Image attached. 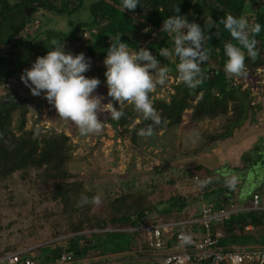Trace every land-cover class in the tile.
Instances as JSON below:
<instances>
[{"label": "trees", "instance_id": "16d2710c", "mask_svg": "<svg viewBox=\"0 0 264 264\" xmlns=\"http://www.w3.org/2000/svg\"><path fill=\"white\" fill-rule=\"evenodd\" d=\"M36 2H43V5H35L32 14L30 13L31 16L40 8L56 14L69 15L80 10L85 0H0V45L9 46L27 27L26 20L32 17L26 9ZM247 2L248 0H140L141 4L135 11H124L122 0H94L89 6L92 19L76 25L70 34L60 35L59 43L63 45L71 40L82 39L88 31L91 33L92 44L88 47V53L84 52L85 56L104 61L112 43L111 38L115 41L117 36H121V41L127 43L131 52H138L140 48L147 46L151 48V40L157 35H162L172 50L173 38L161 32L165 19L172 15H182L190 23L199 24L211 36L210 40L205 41L208 61L201 65L204 74L203 83L195 90H191L183 82L178 81L168 101L152 100V94L151 100L162 117V123L154 126L158 128L180 125L187 110H191L192 122L225 117L222 131L209 135L211 137L207 143L212 144L231 137L234 130L243 126L247 120L254 119L256 107L253 104L251 89H244L242 81L238 83V79H229L224 72L227 60L224 45L228 42L237 44V41L232 40L223 24H218L219 20L226 18L228 14L237 18L244 16L250 24H260L261 32L255 37L259 42L257 48L260 50V55L255 62L251 58L246 59V65L249 74L264 69V10H262L264 1L253 2V11L245 13ZM177 5L180 8L179 13L174 12ZM211 24H218L219 29L215 26L211 29L205 28V25ZM145 29L149 30L145 32ZM4 48L0 47V61L2 57L5 60L10 53L4 51ZM34 48L35 55L24 63L27 64L26 67L0 75V83H8L14 73L20 78L36 55H46L49 50H53L51 45L44 46L40 42H36ZM169 60L178 79L176 65L179 63V58L173 52ZM169 60L166 62L168 63ZM103 67L101 65V69ZM7 97L9 100L5 101ZM18 110V122L14 125V114ZM122 110L125 115L119 121H114V126L121 129L122 135L131 134L132 142H136L138 131L141 128L146 129L152 122L144 120L142 114L137 113L132 105L127 104ZM28 113L29 108L25 100L10 95L0 98V181L18 175L22 182L36 180L45 183L47 190L42 195V201L57 202L61 207V213L69 218L64 231V234L68 235L65 245H47L39 248V254L34 255L38 264H52L54 259L65 251L73 253L71 264H80L79 261L83 257L96 254V251H100L99 255L105 256L123 254L128 259L145 257L147 252H152L149 258L154 264H158L160 254L151 249L148 238L137 228L200 216L201 209L192 216L186 212L189 199L195 197L194 192L188 194L175 192L166 198L156 200L153 191L146 188L130 187L127 190L121 189L115 195L107 194L101 198L103 203L99 208L91 204L77 207L82 196L91 199L98 194L87 190L85 181L79 178L80 174L69 170L68 163L72 155L65 153L63 148L64 143L70 141L69 136L65 132L56 130L48 132L47 136L54 139V149L41 150L39 139L27 137L25 130ZM52 150L54 154L49 152ZM260 157V160L253 162L246 158L237 168H247L250 160L249 168L255 171L254 166L260 162L264 165V155ZM196 170L199 172V179L210 181L205 186L200 185V188L215 210L229 209L232 206L249 207L253 204L252 202L248 206L244 205L246 203L233 201L232 187H221L224 177L217 176L216 171L204 165H198ZM255 194H258V191L253 193ZM250 199L253 201V196ZM249 225L253 226V231L248 233L245 231ZM198 228L194 225L192 229L195 232ZM217 229L223 232L221 245L225 248H233L232 245L240 239H246L248 236L256 237L258 233L264 231V209L240 210L224 222L216 224L214 230ZM109 260L94 259L88 264H110V262L114 264L121 259L115 257Z\"/></svg>", "mask_w": 264, "mask_h": 264}, {"label": "rangeland", "instance_id": "374dc122", "mask_svg": "<svg viewBox=\"0 0 264 264\" xmlns=\"http://www.w3.org/2000/svg\"><path fill=\"white\" fill-rule=\"evenodd\" d=\"M93 1L85 0L80 10L69 15L56 14L40 8L31 16L32 11L30 14L32 18L26 20L27 27L13 42L9 46L0 45L1 48L5 47L4 51L10 52L5 60L4 57L1 58L0 75L22 69L24 63L35 55L36 42L44 46L51 45L53 39L59 41L60 35H68L76 25L90 21L92 14L89 6ZM255 1L260 0H248L245 13L253 11L252 3ZM49 31L51 33H48ZM85 34L82 39L64 43L65 51L74 55L81 52L88 53V47L92 44L91 33L86 31ZM151 41V48L145 46L146 49L160 60L161 66H167L171 70L168 83L152 93V100L168 101L170 94L174 92V85L179 80L174 75L170 56L168 58L160 56L159 49L167 46L171 50V46L166 43L162 35L155 36ZM101 65L105 67L103 61L91 58V68L86 73L87 77L93 75L99 78L104 85L99 86L98 89L101 90L103 87L108 93L105 76L107 69L101 73ZM241 81L244 89H251L256 108L254 119L247 120L243 126L234 130L231 137L208 144L207 140L211 137L209 135L222 131L225 117L192 122L191 110H187L180 125L154 127L153 136L147 138L138 136L137 141L132 142L131 134L122 135L121 129L112 123L110 114L102 113L99 118L111 122L108 127L104 125L102 134L83 137L81 135L79 141L70 139L69 142L64 143V152L72 155L68 163L69 170L80 174L79 178L85 181V188L96 192L101 198L111 193L115 195L121 189L127 190L130 187L153 191L156 200L166 198L175 192L184 194L194 192L195 197L189 199L186 210L188 215H192L202 210L204 203L210 204L200 188V181L203 180L201 178L199 181L195 180L193 176V173L199 175L196 167L204 165L216 171L217 176L224 177L221 187H232L233 201L236 202L241 194V199H249L247 202L250 201L252 204L250 198L255 191H258L260 209H264V165L260 162L254 166L255 171L249 168L250 160L252 162L260 160V156L264 155V69L249 74L243 80L238 79V83ZM6 95L25 98L26 103L31 107L25 130L27 137L39 139L41 150L54 149V139L46 134L55 131L54 128L61 121L56 110L54 113L56 111L58 116L51 112L53 105L41 101L38 96H33L31 90L24 85L16 73L11 76L8 83H0V98ZM106 102H111V99H107ZM113 103L117 107L118 102ZM44 106L46 108L43 109ZM18 117L19 110L14 114V125L17 124ZM71 126L68 124L67 127ZM107 129L109 135L106 133ZM49 152L54 154L53 150ZM246 158L250 159L247 163L248 167L238 169L237 166L243 164ZM257 174L261 176L257 177ZM46 190L45 183L36 180L22 182L18 175L0 181V255L19 249H32L34 255H38L41 247L65 245L68 235H65L64 231L69 218L61 213V207L57 202L42 201V195ZM99 254L100 251H96V254H88L79 263L88 264L94 259L110 261L109 259L116 257L121 260L114 264H154L149 258L152 252H147L145 257L135 259L125 258L123 254L106 256Z\"/></svg>", "mask_w": 264, "mask_h": 264}, {"label": "clouds", "instance_id": "9594fccd", "mask_svg": "<svg viewBox=\"0 0 264 264\" xmlns=\"http://www.w3.org/2000/svg\"><path fill=\"white\" fill-rule=\"evenodd\" d=\"M140 4V0H122L124 11H135ZM174 12H180L178 5ZM218 24H223L232 40L237 41V44L228 42L224 45L227 57L224 65L226 76L229 79L247 78L249 73L246 59L251 58L255 62L260 55L257 48L259 42L255 37L260 34L261 25L250 24L246 17L237 18L231 14L221 18ZM218 24L205 25V28L215 26L219 29ZM147 30L149 29L144 31ZM161 32L173 38L174 49L161 48L159 55L168 58L174 52L179 58L176 65L178 80L195 90L203 83L201 65L208 61L205 41L211 39L210 34L182 15H172L165 19ZM218 33L219 31L217 36ZM111 41L103 61L107 69V97L111 98V102L107 104L102 103L105 97L94 94L101 80L84 75L91 68V58H86L83 52L75 55L66 52L65 44L61 45L55 39L50 42L53 50L37 57L31 68L23 71L21 81L33 96L43 94L48 103L54 106L60 119L72 122L82 136L102 134L105 122L99 115L107 113L112 120L119 121L125 115L122 108L127 103L142 114L144 120L152 122L146 129L141 128L137 135L151 137L155 134L154 126L162 123V117L152 103L151 94L168 83L171 70L167 66H161L160 60L146 48L131 52L127 43L121 41V36H117L115 41L111 38ZM113 102L119 103V109ZM207 183L210 181H200L201 186ZM102 203L99 195L91 199L82 196L77 207L89 204L99 207Z\"/></svg>", "mask_w": 264, "mask_h": 264}, {"label": "built area", "instance_id": "2783aa9c", "mask_svg": "<svg viewBox=\"0 0 264 264\" xmlns=\"http://www.w3.org/2000/svg\"><path fill=\"white\" fill-rule=\"evenodd\" d=\"M39 56L44 55H36L28 68H31ZM102 69L105 71L106 66ZM38 97L41 101L48 102L43 94ZM193 176L195 180H200L197 173H193ZM260 208L259 195L255 194L253 204L249 207L232 206L229 209L215 210L211 205L204 204L199 217L144 225L137 230L148 238L151 249L160 254L158 264H264L263 247L225 248L221 245L223 232L220 229L214 230L216 224L224 222L233 213ZM194 225L199 227L195 232L192 229ZM250 228L251 225L246 227L247 230ZM72 259L73 253L65 251L55 258L52 264H71ZM0 264L38 262L34 259L32 249H21L1 254Z\"/></svg>", "mask_w": 264, "mask_h": 264}, {"label": "crops", "instance_id": "0c3cea01", "mask_svg": "<svg viewBox=\"0 0 264 264\" xmlns=\"http://www.w3.org/2000/svg\"><path fill=\"white\" fill-rule=\"evenodd\" d=\"M26 65L27 64H25L24 65V67H23V69L26 67ZM84 75L87 77V73H84ZM92 77H95V76H88V78H92ZM102 85H104L103 83H101V85L100 86H102ZM94 94H99V95H101V96H103V97H105V99L102 101V102H106V100L107 99H111V98H109V97H107V92L104 90V88L102 87V89L100 90V89H97L96 90V92L94 93ZM22 100H25V98L24 99H22ZM26 101V100H25ZM38 101V100H37ZM107 103V102H106ZM105 103V104H106ZM117 103V102H116ZM29 104H27V107L30 109L31 107H30V105L28 106ZM49 105V104H48ZM126 105H127V103L123 106V108L124 107H126ZM118 106H119V103H117V109H118ZM44 108H46V106H44L43 107V109ZM52 109V111L51 112H53L54 113V110H55V108H54V106L51 108ZM41 110H42V108H41ZM42 112H43V110H42ZM30 114V113H29ZM54 115L56 116L57 114H56V111H55V113H54ZM58 116V115H57ZM60 119V118H59ZM61 120V119H60ZM61 121H62V123H61ZM60 122H59V125L58 126H56V128H54L57 132H59V131H64L65 132V134L67 135V136H69V138L70 139H72V141H79V139H81L80 137H81V135H80V133H79V130H78V128L72 123V122H70V121H65L66 123H67V125H65V122H64V120H61ZM58 122V121H57ZM103 122H105V127H108L109 126V124H111V122H110V120H105V121H103ZM113 122H114V120H113ZM112 122V123H113ZM72 123V124H71ZM58 124V123H57ZM68 124H69V126L70 125H72L71 127H67L68 126ZM28 126V125H27ZM55 126V125H54ZM59 126L61 127V128H59ZM27 128V127H26ZM131 128V127H130ZM109 129H107L106 130V133H108L107 131H108ZM108 135H109V133H108ZM83 137V136H82ZM103 137L105 138V136H104V134H103ZM119 140H120V138H118ZM117 139V140H118ZM100 140H102V138H100ZM241 197V194H240V196H238V198H237V200H236V203L237 202H241L242 204H244V203H246V204H244V205H251V203H250V201L249 202H247L248 200H246V199H241L240 198ZM205 204V203H204ZM203 204V205H204ZM209 205H211V204H209ZM203 207V206H202ZM243 207H247V206H243ZM193 215V214H192ZM192 215H189V216H192ZM251 231H253V226H251V228L250 229H246V231L245 232H251ZM234 248H237V249H244V248H252V247H263L264 248V231L263 232H260V233H258L257 234V236L256 237H251V236H248L246 239H240L237 243H235V244H233L232 245Z\"/></svg>", "mask_w": 264, "mask_h": 264}, {"label": "water", "instance_id": "95a60500", "mask_svg": "<svg viewBox=\"0 0 264 264\" xmlns=\"http://www.w3.org/2000/svg\"><path fill=\"white\" fill-rule=\"evenodd\" d=\"M35 5H43V2H36L34 5L28 7L26 10H27V13L30 14L31 11L33 10L34 6ZM9 100V98H6L5 101Z\"/></svg>", "mask_w": 264, "mask_h": 264}]
</instances>
